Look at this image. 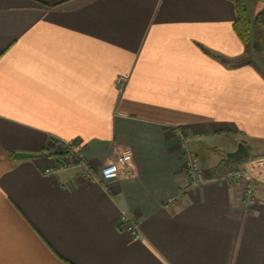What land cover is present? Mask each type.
I'll list each match as a JSON object with an SVG mask.
<instances>
[{
    "label": "crops",
    "instance_id": "crops-1",
    "mask_svg": "<svg viewBox=\"0 0 264 264\" xmlns=\"http://www.w3.org/2000/svg\"><path fill=\"white\" fill-rule=\"evenodd\" d=\"M235 16L230 0H0V264H264V168L250 206L222 177L238 142L264 165V50ZM60 142L96 180L46 173ZM125 151L134 173L106 190Z\"/></svg>",
    "mask_w": 264,
    "mask_h": 264
},
{
    "label": "built area",
    "instance_id": "built-area-1",
    "mask_svg": "<svg viewBox=\"0 0 264 264\" xmlns=\"http://www.w3.org/2000/svg\"><path fill=\"white\" fill-rule=\"evenodd\" d=\"M189 141L184 140L182 146L186 153V166L185 173L190 185H196L198 182V175L201 173L200 165L194 158V153L188 151ZM62 149L63 154L67 157L62 162H58L56 167L49 168L46 173H54L58 169H69L75 163L79 166L84 167L85 175L90 180H96L94 175L93 166L85 163L82 160L80 150L74 142H60L58 144ZM101 185L107 190L108 183L119 179L129 178L134 173L133 157L130 152H118L115 154L112 161L104 164L100 169ZM222 177L226 180L236 182L244 181L245 190L243 195V201L246 206H250L255 201L256 190L259 186L260 180L254 175V170L247 164H243L239 167H228L222 172ZM121 226L122 230L129 233L130 235L137 237L138 229L134 217H132L127 211L121 213Z\"/></svg>",
    "mask_w": 264,
    "mask_h": 264
},
{
    "label": "trees",
    "instance_id": "trees-1",
    "mask_svg": "<svg viewBox=\"0 0 264 264\" xmlns=\"http://www.w3.org/2000/svg\"><path fill=\"white\" fill-rule=\"evenodd\" d=\"M230 1L234 4L236 14L234 32L244 44L252 43L254 52L262 53L264 50V0H248V3L247 0ZM241 161H232V163Z\"/></svg>",
    "mask_w": 264,
    "mask_h": 264
},
{
    "label": "water",
    "instance_id": "water-1",
    "mask_svg": "<svg viewBox=\"0 0 264 264\" xmlns=\"http://www.w3.org/2000/svg\"><path fill=\"white\" fill-rule=\"evenodd\" d=\"M48 156L46 153L41 154H33V153H16L14 155L16 160H24V159H35L39 157ZM250 156V151L245 146L243 142H238L236 146V150L232 152H228L225 155L226 160L229 161H241L247 159Z\"/></svg>",
    "mask_w": 264,
    "mask_h": 264
},
{
    "label": "rangeland",
    "instance_id": "rangeland-1",
    "mask_svg": "<svg viewBox=\"0 0 264 264\" xmlns=\"http://www.w3.org/2000/svg\"><path fill=\"white\" fill-rule=\"evenodd\" d=\"M247 3H248V0H247ZM121 82H123V76H121ZM182 141H184V140H182ZM187 150L188 151H192L194 153V151H193V149H192V147L190 145L188 146ZM194 158L196 159V155L195 154H194ZM258 159H259V156L253 155V152L250 151V156L247 159L242 160L237 165H230L228 167H231L232 166V167H239V168H241L243 166V164H247L248 166H250L254 170V175H255V173L256 174H259L263 170V168H264L263 166L264 165L263 164H260L259 161H258ZM196 161H197V159H196Z\"/></svg>",
    "mask_w": 264,
    "mask_h": 264
}]
</instances>
